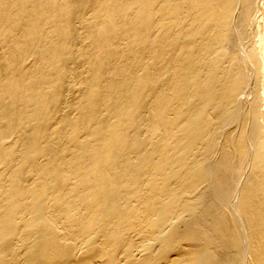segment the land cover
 <instances>
[{"label":"bare ground","instance_id":"6f19581e","mask_svg":"<svg viewBox=\"0 0 264 264\" xmlns=\"http://www.w3.org/2000/svg\"><path fill=\"white\" fill-rule=\"evenodd\" d=\"M0 264H264V0H0Z\"/></svg>","mask_w":264,"mask_h":264}]
</instances>
